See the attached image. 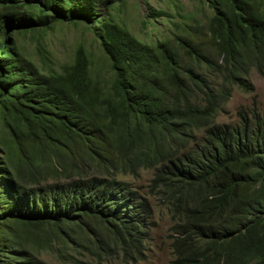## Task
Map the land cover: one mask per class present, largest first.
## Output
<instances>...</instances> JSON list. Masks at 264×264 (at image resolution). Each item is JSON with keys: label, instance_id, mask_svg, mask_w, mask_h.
<instances>
[{"label": "trees", "instance_id": "16d2710c", "mask_svg": "<svg viewBox=\"0 0 264 264\" xmlns=\"http://www.w3.org/2000/svg\"><path fill=\"white\" fill-rule=\"evenodd\" d=\"M207 1L205 44L184 41L204 71L184 80L167 43L141 42L96 0H0V264H47L22 236L42 225L106 223L138 253L151 209L112 173L140 165L174 215L171 264H264V106L253 94L217 121L231 85L252 92L249 69L264 75V0ZM56 21L93 32L111 92H94L82 46L59 71L18 52L16 34Z\"/></svg>", "mask_w": 264, "mask_h": 264}, {"label": "rangeland", "instance_id": "374dc122", "mask_svg": "<svg viewBox=\"0 0 264 264\" xmlns=\"http://www.w3.org/2000/svg\"><path fill=\"white\" fill-rule=\"evenodd\" d=\"M207 0H96L97 10H107L119 24L135 38L147 45L155 42L167 43L176 58V69L181 78L188 80L189 69L204 71L202 64L195 66L187 54L184 41L205 44L204 25L211 16ZM160 11V15L154 11ZM15 47L27 60L43 71H59L72 61L74 50L82 46L90 60V74L94 92H111V72L93 32L77 21H56L48 29L27 31L15 35ZM207 52L214 57L211 50ZM191 75V74H190ZM247 80L253 91H245L236 85L230 86L226 102V113L217 121L234 119L236 109L249 106L255 94L259 108L264 106V75L251 67ZM197 132L195 136L198 141ZM1 153V150H0ZM95 173H102L99 167ZM113 177L125 182L145 198L151 209L147 218L146 236L138 253H124L111 238L109 225L93 224V231L80 224L60 231L53 225H42L34 234L23 232L22 236L32 254L47 264H171L170 242L173 234L171 225L175 222L166 193L154 185L153 168L140 165L133 172L118 166ZM25 237V238H24Z\"/></svg>", "mask_w": 264, "mask_h": 264}, {"label": "clouds", "instance_id": "9594fccd", "mask_svg": "<svg viewBox=\"0 0 264 264\" xmlns=\"http://www.w3.org/2000/svg\"><path fill=\"white\" fill-rule=\"evenodd\" d=\"M188 87L190 88V86L188 85ZM187 92H189V90L188 89H186V94H187Z\"/></svg>", "mask_w": 264, "mask_h": 264}]
</instances>
